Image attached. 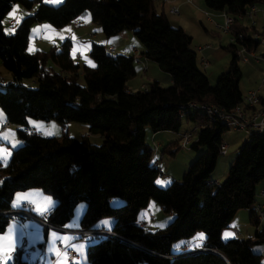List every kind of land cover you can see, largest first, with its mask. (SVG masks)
Returning a JSON list of instances; mask_svg holds the SVG:
<instances>
[{"label":"trees","instance_id":"obj_1","mask_svg":"<svg viewBox=\"0 0 264 264\" xmlns=\"http://www.w3.org/2000/svg\"><path fill=\"white\" fill-rule=\"evenodd\" d=\"M203 1L207 10L233 18L229 34L234 42L223 48L231 59L214 85L199 68L192 36L174 26L158 10L156 0H64L58 6L45 0H0V63L11 74L6 85L0 78V108L5 123L18 126L21 142L6 163L0 161V234L16 218L11 213L16 193L40 189L56 200L46 218L52 227L65 229L80 202L87 206L79 230L93 231L99 220L113 219L107 231L113 235L92 236L98 242L88 244L87 264H263L262 254L253 248L264 245V225L254 210L257 187L264 181V133L249 136L238 148L226 179L213 186L211 175L222 155L223 135L230 129L190 104L230 112L242 103L240 53L255 52L260 46L252 38L255 26H247L244 19L264 0ZM15 4L35 10L9 35L3 20ZM86 12L107 38L132 31L143 58L168 74L172 84L163 87L153 80L137 92L129 91L127 83L136 76L138 58L110 54L96 42L89 50L93 65L74 60L69 39L47 51L27 50L33 24L45 21L62 28ZM30 79L36 87L24 84ZM29 119L53 120L63 130L77 122L88 135L78 138L63 131L59 137L44 136L29 129ZM183 122L200 127L188 149L198 153L205 149L180 180L159 187L162 169L153 166L158 152L146 142L147 130L180 137ZM96 135L100 144L91 142ZM179 137L165 145L162 154L173 156L181 149ZM114 198L124 203L114 207ZM151 203L173 214L171 222L155 231L137 225L139 214ZM239 210L249 211L254 237L223 240L222 231ZM198 231L205 234L200 250L173 253L175 242ZM8 264L33 263L25 250L17 249Z\"/></svg>","mask_w":264,"mask_h":264},{"label":"rangeland","instance_id":"obj_2","mask_svg":"<svg viewBox=\"0 0 264 264\" xmlns=\"http://www.w3.org/2000/svg\"><path fill=\"white\" fill-rule=\"evenodd\" d=\"M45 1L47 3L53 5V6H58L64 0H59L58 3H54V2H52V0H50V1L45 0ZM170 6L167 8V11H166V14L168 15V17L169 18L178 17V15L177 16L169 15L168 11L171 8H176L179 11V14H181L180 13V7L179 6L178 7L177 6L176 7H170ZM157 8L159 10V1L157 2ZM255 8L258 11L257 12L258 18H257V20L255 19V21L257 23V25H255V28H256V30L259 29L257 31L260 32V30H261L260 28H262V24L264 22V2L257 3V5H255ZM19 9L26 11V9L23 8L21 4H15V6L12 8V10H10L7 13V15L5 16V18L3 20L4 30L9 35L14 33V28H15L14 25L11 26L9 24V21L19 15ZM84 14L89 15L88 12H86ZM189 14H191V12ZM27 15H30V14H27ZM201 15H202V13H201L200 9H194L192 12V15H191V17L193 18V22L191 24L187 22L188 27H185L184 30L189 35L192 36V38H193L192 47L194 49H195V46H197L196 45L197 43L198 44L199 43H201V44L209 43V44L213 45L214 48L220 49V51L224 55L220 59H212V61L209 59L210 65L207 69H205L201 65V62H200V56H201L200 52L198 50H196L198 53L199 68L208 76L210 83L212 85H214L217 81L219 74H221L222 72H225L227 70L228 64L230 62V59H231L230 55L221 49H223L224 47H227L229 45L231 36L229 33L224 32L223 27H224L225 22L219 23L216 25V24L210 23L209 20L205 16H201ZM23 17H21L20 20ZM20 20H19V22H20ZM245 23H247V26L252 25V23H249L247 21H245ZM91 32H93V30ZM128 32L134 36L132 31H128ZM136 40L139 43V40L138 39H136ZM85 41H86L87 46L91 45V41L96 42L95 40H92V39H89L88 41L85 40ZM98 42H100V41H98ZM59 44H57V46H59ZM209 44H206V45H209ZM206 45H202L201 47L206 46ZM211 45H209L210 48H211ZM40 47L44 48L43 41H39V39H37L35 37V35L32 33L29 36V44H28L27 50L29 52H35L36 50H40ZM74 51H75V49L73 48V54H74ZM256 52L259 55V53L261 52V48H259ZM74 60L79 62L81 65L87 64V60H85V57H83V59H81V60L76 59V58ZM90 61H89V63L92 64V61L91 62ZM153 65H155L157 67L158 71H160V73H162V75H165V76L168 75V74L162 72L156 64L153 63ZM239 66H240L241 71H242L240 89L243 92V95H245L247 91H257L260 95H264V84H263L264 61H261L260 63H256L255 60L251 58V60L249 62L245 63L242 60H240ZM136 67L137 68L139 67L138 64L136 65ZM10 75H11L10 72L8 70H6L0 63V78H1V83L3 85L8 84V82H9L8 76H10ZM165 76H163V77H165ZM152 81H153V79H152L150 73H148L146 76V75L142 74L141 70H138L137 75L135 77H133L132 79H130L128 81L127 85L129 88H131V91L137 92L138 90H140L139 87L142 83L149 84ZM24 84L27 86L33 87V88L36 87V82L32 79L24 81ZM160 84L163 87L170 86V84H168L166 78L160 79ZM0 112L1 113L3 112L1 108H0ZM29 121L32 123H41V125L43 127H46L45 128V136L59 137L62 135L63 131H67L69 135H71L73 137H78V138H80L84 134H87V131H86L87 128L84 127L82 124L77 123V122L69 123L67 125L66 129L63 130V128L57 122H55L53 120L48 121V122H44V121L40 122L39 120H36V119H29ZM196 127H198V126H194L191 123L187 124L186 122H183L181 132L186 131V130H194V128H196ZM17 129H18V126L10 125V127L7 130H5V132L3 134L0 133V161L2 163H6L10 158L12 150L18 148L19 145L21 144V142L17 136ZM49 132H51V134H47ZM161 133H164V132H161ZM172 136H173V138L168 139V140L165 139L164 136H161V137L155 138V140L152 141V138H151L152 133L150 132V130H147L146 142L150 146H152L153 148L156 145L157 146L159 145L162 148V145L164 146L168 142H170V141L172 142L175 139H178V135L173 133V132H172ZM249 136L250 135H247L243 132L234 131V130H228L227 132L224 133L223 141L226 144H228V154L219 156L216 168L211 175V180L213 183H216V182L219 183V181H224L226 179L227 174H228L227 170H229L228 168H229L230 159L234 160V158L237 154L238 147L242 144V142H245L246 140H248ZM179 138H180V140L182 139V137H179ZM101 141H102V139L97 135L91 137V142L94 144H100ZM204 149L205 148H201L199 150L200 152L198 153L197 151H194L192 149H185V148L182 149L181 148L173 156H171L170 154L163 155V159L161 161L162 162V164H161L162 171L165 172V174H167V172H169L170 170H173L174 173L180 175L179 179H181L184 171L187 169L189 164L193 160H195L200 154H202L203 153L202 150H204ZM160 156H161V153L159 154L158 157H160ZM171 182L172 181L167 182V178L163 177L162 175H159L157 178V185L159 187H162V188H165ZM261 184H264V181ZM261 184L258 185L257 191L261 187ZM47 197L49 199H53V197L50 195ZM258 197H259V195L257 193V198ZM15 201L16 200L14 199L12 205L15 204ZM123 203H124V201L120 198H114L113 199V206L114 207L121 206ZM152 205H155V204L151 203L149 205V207L150 208L156 207V209L159 208V206H157V205H155V206H152ZM86 206L87 205L85 202H80L76 206L73 216L71 217L70 221L65 225L68 230L67 229L61 230V231L60 230L59 231L53 230V229L49 228L51 225H49L48 223H47L48 225L39 224L38 222L32 221L31 220L32 218L30 220H28V219L25 220L24 223H25V226L29 227V228L36 226L42 230H43V228H46L47 230L50 229L49 231L54 233L56 235V238L59 239L57 242L60 241V243H59L60 245H61V243L66 245L68 239H70V241L75 239V241L72 243V246H74V244H76V243L78 245H80L78 247L79 252H81L80 247H82V249H83V247H85L84 256L87 257L86 256V250H87L88 244L89 243H93V244L97 243L98 238H92L91 236H83V235L75 234V231H79L77 229H80L81 217H82L84 211L86 210ZM79 212H81L80 217H79ZM162 213L163 214L161 216L156 217V220L154 217L155 221H151L153 219V216L156 215L154 213H153V216H149V218H147V219H150V221L152 222L151 225L148 224V228L151 226L150 228L152 231H155V230H158L159 228H161L160 227L161 225H159V224H161L163 222V219L165 218V215H166V214H164V212H162ZM41 216H37V217H41ZM19 218L20 219H26V218H30V217H16V219H14V221L19 220ZM104 219H111V218H103L101 221H103ZM24 223L21 225L23 226ZM262 225H264V221H262L261 226ZM225 230H227L226 233H231V232H233V230L239 231L243 234V236H247V237H245L247 239V238L254 236V232H255L256 228L249 221L248 211L240 210L239 212H237V214L235 215V217L233 218V220L229 224L228 228H225ZM84 231H88V230H84ZM201 236L203 237L202 239L200 238ZM222 238H223V240H228L229 237H226L225 235H223ZM204 239H205V234L202 231H198L193 237H191L188 240L182 239L180 241L175 242L173 245V249L176 248V250H179V251L185 250L184 245H186L189 249L202 247ZM7 247L8 246L5 245L4 243L0 244V256H1L0 262L2 264L10 263L9 254H7V253L3 254V252L5 251V249ZM53 247H54V249L57 248V250L60 249L63 252L64 248H62V245L60 247L58 245H56V247L55 246H53ZM18 249L24 250V246H21ZM253 249L255 252H258V253L260 252L263 256V259H264V245L255 246ZM1 254H3V255H1ZM86 260H87V258H86ZM144 264H146V263H144ZM263 264H264V261H263Z\"/></svg>","mask_w":264,"mask_h":264},{"label":"crops","instance_id":"obj_3","mask_svg":"<svg viewBox=\"0 0 264 264\" xmlns=\"http://www.w3.org/2000/svg\"><path fill=\"white\" fill-rule=\"evenodd\" d=\"M158 1H159V10H163L165 12V14H166L167 8L170 5H171L170 7H176V6L180 7V13L181 14H179L178 17H173V18L168 17V18L173 25L180 26L183 29H185V27H188L187 22L190 24L193 22V18L191 17V15H192V12L194 9H200V11L202 13L201 16H205L209 20L210 23L217 25V24L223 23L225 21V15L223 13H218V12H213V11L207 10L204 6L203 0H156V3ZM34 10L35 9H33L31 11H29V10L23 11V10L19 9V15L16 16L15 18L11 19L9 21V24L11 26L14 25V27H15L16 24L19 22L21 17H23V16L25 17V15L27 16V14H31ZM190 12H191V14H189ZM257 12L258 11L256 10L255 6L252 7L249 10V14L245 17L244 23H245V21H247L249 23H252V25H254V26L257 25V23L255 21V19L257 20V18H258ZM250 14L252 16H249ZM172 16H175V15H172ZM245 24L247 25V23H245ZM45 26H48V27L46 28ZM260 29H261L260 32H262L264 30V22L262 24V28H260ZM92 30H93V32H91ZM257 30H259V29H257ZM257 30L255 29V32H258ZM32 33L35 35V37L37 39H39V41H43L44 48L40 47V50H44V51L49 50L52 47V45L57 46V44L61 43L64 40H67V39L71 40L73 43V48L75 49L74 54H73V48H72V54H73L74 59L76 58V59L81 60V59H83V57H85V60H87V64H89V65H93V61L91 60V58L89 56L90 45L87 46L85 40H87V41L89 39L95 40L98 44L105 45L107 48L109 46H114L115 54L134 55L135 57L138 58V61H136V63H135V67L137 64L139 66L138 68L136 67L137 73H138V70H141L142 74H144L146 76L148 73H150L153 80H157L160 82V79L166 78L168 84H170V85L172 84V81H171V78L169 75H167V76L162 75V73H160V71H158L157 67L155 65H153L152 62H149V61L145 60V58H143V56L141 55L142 46L140 45V43L137 42L135 36L131 35L128 31H125V32H121L116 37L107 38L105 36V34L102 32V30L100 29V27L97 24H95L94 22H92L91 17L89 15L83 14L77 21H75V22H73V23H71L65 27H62V28H54L48 22H45V21L44 22H37V23L33 24L31 27L30 35ZM98 41H100V42H98ZM28 44H29V41H28ZM206 44H209V43H204V44H201V43L198 44L197 43L196 44L197 46H195V49L197 50L199 46L201 47L202 45H206ZM209 45H211V44H209ZM27 48H28V46H27ZM221 50H223V49H221ZM199 52L201 55L200 56V62H201V57H206L208 59V61H209V59L212 61V59H220L224 56L222 54V52L220 51V49L214 48L213 45H211L210 49H206L204 51H199ZM90 60L92 61V64L89 63ZM137 73H136V75H137ZM163 76H165V77H163ZM8 79H9L8 81L10 82L11 81V75L8 76ZM147 85L148 84H146V83H142L139 88L141 89L143 87H146ZM127 88L129 89V91H131V88H129L128 85H127ZM0 121H1L0 122V133L3 134L5 132V130H7L10 127L9 126L7 129L1 131L2 125L5 123L4 113H3V118L0 119ZM40 122H43V121H40ZM28 124H29V129H33V130H35V132L45 136V128L46 127H43L41 125V123H32L29 121ZM37 125H39L40 127H37ZM161 136H164V138L167 140L173 138L172 132L165 131L164 133L160 132L157 134H152V137H151L152 141H154L155 138L161 137ZM170 142H168V143H170ZM243 143L244 142H242V144ZM167 144H165V145H167ZM164 146L162 145V148ZM157 147H158V153L156 154L155 158L158 160L159 165L161 167V164H162L161 161L163 159L164 154H162V152H161V150H162L161 146L158 145ZM160 153H161V156L158 157ZM226 154H228V151ZM232 161L233 160L230 159L229 167H230ZM163 177L167 178V182H169V181L173 182V181L180 180L179 179L180 175L174 173L173 170H170L169 172H167V174H165V176H163ZM222 182L223 181H219V183H222ZM261 190H264V184H261V187L257 191L258 195H259ZM47 196H49V195L43 193L40 189H29L26 191L18 192L15 195L14 199L16 201H15V204L12 205V208H13V210H17V209L22 208V206L24 204H31L33 206L32 212L34 215H36V216L45 215L48 212L53 211V209L56 206V200L54 198L49 199ZM256 199H257L258 203L264 204V197L259 196L258 198L256 197ZM49 201H51V203H49ZM152 206H155V205H152ZM246 211H248V210H246ZM152 212L156 215L153 216ZM162 212H164V214H166L165 218L163 219V222L161 224H159V225H161L160 227L163 228L169 222H171V220L173 218V214L165 212L163 210V208H161V207H159L158 209H156V207H152V208L148 207L147 209L141 211V213L139 214V221L144 223L145 228L151 229L150 228L151 226L148 228V224L151 225V223H152L151 221H155L157 216H161L163 214ZM80 215H81V212H79V217H80ZM248 215H249V211H248ZM149 216H153V219L151 221H150V219H147V218H149ZM154 217H155V220H154ZM27 219L30 220L31 218L19 219L17 221L13 220L11 222V224L9 225V227L7 228V230L4 233L0 234V244L4 243L5 245L8 246L5 249V251L3 252V254L4 253L9 254V261L12 260V254L18 248H20L21 246H24V250L27 252V259L29 260L30 263H33V264H69L68 261L66 260L65 253L62 252V250H60V249L57 250V248L54 249V247H53V246L56 247V245L58 243H60V241L57 242L59 239L56 238V235L54 233L50 232L49 231L50 229L46 230V228H43V230H42L36 226L30 227V228L26 227L24 222ZM31 220L34 222H37L34 219H31ZM101 220L98 221L94 225L95 230L98 231V230L103 229L105 231H110V229L112 227L111 225H113V219H104L103 221H101ZM262 221H264V220H262ZM23 223H24V225L22 226L21 224H23ZM64 228L67 229L66 226H64ZM65 229H63V230H65ZM77 230H79V229H77ZM226 232H227V230H225V229L222 231V237H223V235L226 234ZM231 234H232L231 236H228L229 237L228 239H231V238L246 239L245 237H247V236H243V234L241 232L236 231V230H233V232H231ZM254 234H255V232H254ZM253 237L254 236H252L250 238H253ZM74 241H75V239H73L72 241H70V239H68L66 245L61 243L62 248H72L77 253L78 257L76 259V264H87L86 257L84 256L85 247H83V249H82V247H80L81 252H79L78 247L80 245H78L76 243V244H74V246H72V243ZM42 242H44V247L41 248V247H39V245ZM184 248H185V250H180V251L176 250V248H175V249H173V253L174 254H187V253H190L193 251H198L202 247L189 249L186 245H184ZM3 254H1V255H3ZM0 259H1V256H0ZM262 259H263V257H262ZM263 261H264V259H263Z\"/></svg>","mask_w":264,"mask_h":264},{"label":"built area","instance_id":"obj_4","mask_svg":"<svg viewBox=\"0 0 264 264\" xmlns=\"http://www.w3.org/2000/svg\"><path fill=\"white\" fill-rule=\"evenodd\" d=\"M169 15H179V11L176 8H171L168 11ZM249 16H252L251 14ZM225 24H224V32L229 33V30L233 24V18L229 16H225ZM252 38L257 40L260 44L259 48H261V52L259 55L256 52H246L245 50H242L240 53L241 60L245 63L249 62L252 59L255 60L256 63H260L261 61H264V33L263 32H255L252 35ZM231 42H234V39H230ZM210 46L206 45L203 47H198V51H204L206 49H209ZM107 51L110 54H115V48L114 46H109L107 48ZM79 56V55H78ZM201 65L207 69L210 65V62L206 57H201ZM264 84V79H263ZM144 88V87H143ZM191 109L194 110H200L203 113L213 117L214 119H219L221 122H223L230 130L243 132L247 135H252L253 133H264V96L260 95L257 91H247L245 95L242 97V103L237 105L234 109H232L230 112H226L223 109H219L214 106H208V105H197L196 103L190 104ZM187 112L182 111L181 115H186ZM10 125L3 124L1 131L7 129ZM200 127L194 128V130H186L181 132L180 137L181 139V148L188 149L191 145V143L194 141L195 136L198 132V129ZM87 134H84V136H87ZM221 154L225 155L228 151V144L225 142L221 145ZM158 152V147L155 146L154 153L156 154ZM158 162L154 161L153 166L158 167ZM161 175L165 176V172L161 170ZM211 185L216 186L219 183H213L210 182ZM259 196L264 197V190H261L259 193ZM33 206L31 204H24L22 208L17 210H12L11 213H13L16 217H30L34 220H36L40 224L48 225L46 222V218L51 214L52 211L48 212L45 215H42L41 217H37L32 212ZM254 210L257 213V217L259 220H264V204L256 203L254 205ZM16 219V218H15ZM20 219V218H19ZM140 227H145L143 222L138 221L137 223ZM50 229L61 231L63 229L55 228L50 226ZM75 234L83 235V236H91L97 235V234H108L113 235V233L107 232V231H84L79 230L75 231ZM59 247L61 246L59 243L57 244ZM63 252L66 255V260L69 264H76V259L78 257L77 253L72 248H64Z\"/></svg>","mask_w":264,"mask_h":264},{"label":"snow or ice","instance_id":"obj_5","mask_svg":"<svg viewBox=\"0 0 264 264\" xmlns=\"http://www.w3.org/2000/svg\"><path fill=\"white\" fill-rule=\"evenodd\" d=\"M52 2H54V3H58L59 0H52ZM45 27L47 28L48 26H45ZM2 118H3V113H0V119H2ZM37 127H40V126L37 125ZM47 134H51V132H49V133H47ZM49 203H51V201H49ZM231 235H232L231 233H226V234H225L226 237L231 236ZM200 238L202 239L203 237L201 236Z\"/></svg>","mask_w":264,"mask_h":264},{"label":"water","instance_id":"obj_6","mask_svg":"<svg viewBox=\"0 0 264 264\" xmlns=\"http://www.w3.org/2000/svg\"><path fill=\"white\" fill-rule=\"evenodd\" d=\"M177 256H181V254L177 255Z\"/></svg>","mask_w":264,"mask_h":264},{"label":"bare ground","instance_id":"obj_7","mask_svg":"<svg viewBox=\"0 0 264 264\" xmlns=\"http://www.w3.org/2000/svg\"><path fill=\"white\" fill-rule=\"evenodd\" d=\"M262 32H264V30Z\"/></svg>","mask_w":264,"mask_h":264}]
</instances>
